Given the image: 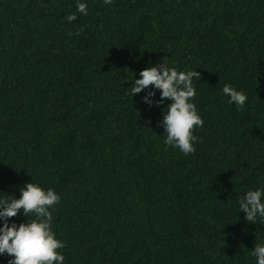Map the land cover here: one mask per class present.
Returning a JSON list of instances; mask_svg holds the SVG:
<instances>
[{
    "label": "trees",
    "instance_id": "trees-1",
    "mask_svg": "<svg viewBox=\"0 0 264 264\" xmlns=\"http://www.w3.org/2000/svg\"><path fill=\"white\" fill-rule=\"evenodd\" d=\"M76 2L0 0V197L30 181L60 195L63 264H255L264 221L237 201L264 187V0ZM162 60L199 72L187 155L164 143L170 100L131 96Z\"/></svg>",
    "mask_w": 264,
    "mask_h": 264
},
{
    "label": "clouds",
    "instance_id": "clouds-1",
    "mask_svg": "<svg viewBox=\"0 0 264 264\" xmlns=\"http://www.w3.org/2000/svg\"><path fill=\"white\" fill-rule=\"evenodd\" d=\"M104 3L111 4L112 0H104ZM76 12L86 14V2L77 0ZM66 19L69 22L75 20L76 14L70 13ZM198 73L195 69L177 70L162 60L141 69L131 87V96L144 92L141 100L149 108L162 104L165 99L170 100L159 122L166 133L164 143L178 148L185 155L195 151L194 142L198 137L193 134V129L204 123L192 101L196 94L194 77ZM222 92L230 104L245 105L247 94L242 90L225 84ZM19 192L18 197H0V256L9 257L7 264H63L65 257L58 249L65 245L51 227L50 211L59 203L60 195L51 187L45 189L32 181L19 187ZM237 203L247 222L264 221V187L248 189ZM20 212L27 217V222H9V218ZM30 213L32 219L28 218ZM251 254L255 257V264H264V241L256 243Z\"/></svg>",
    "mask_w": 264,
    "mask_h": 264
}]
</instances>
